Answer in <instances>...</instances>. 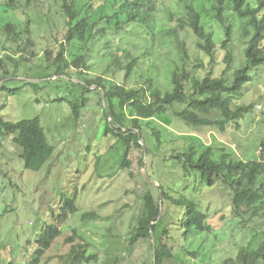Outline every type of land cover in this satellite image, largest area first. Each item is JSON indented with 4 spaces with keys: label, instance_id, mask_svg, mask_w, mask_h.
<instances>
[{
    "label": "rangeland",
    "instance_id": "obj_1",
    "mask_svg": "<svg viewBox=\"0 0 264 264\" xmlns=\"http://www.w3.org/2000/svg\"><path fill=\"white\" fill-rule=\"evenodd\" d=\"M190 3L208 8L205 0H156L157 25H167L171 15V23L176 25L183 8ZM57 11L50 8L48 0H32L28 10L30 16L38 13L42 17L40 23L33 22L30 26L33 29L32 50L24 48L25 39L17 43L12 37L8 40L0 31V59L7 56L17 64L4 62L0 67V83L12 79L0 92V117L10 123L39 119L48 143L55 150L50 160L33 172L26 170L19 159L20 150L12 143L13 136L3 140L0 148V168L3 172L0 177V264L27 262L37 247L38 235L47 226L58 223L63 214L62 208L69 199L75 200L77 212L69 215L65 223L59 224L63 235L47 253L46 264H60V257L70 248L67 240L74 232L77 237H74L73 244L87 245L88 253L96 256L97 260L92 264H151V240L140 241L133 248L128 246V238L142 211V197L147 190L143 180L158 185L160 177L163 184L178 189L183 183V173L179 166L163 165L150 158L143 157L141 163L143 155L136 148L128 153L129 167L122 169L125 150L112 136H105L102 96L96 86L90 89V93L84 94L88 104L81 111L79 120L73 119L67 102L83 94L76 86L80 83L78 70L73 68L68 71L69 78L55 77L54 67L40 69L51 65L61 43L67 46L63 19L59 18V14L55 15ZM18 16L22 20L20 13ZM226 16L232 26L229 49L235 50L234 64L225 75L228 79L233 69L242 65L243 46H240L244 40L243 22L236 20L231 13ZM203 22L206 32L213 34L216 43L214 63L211 64L210 58L196 49V39L191 33L186 36L181 33L180 38L186 42L188 53L185 69L199 78L209 73L220 77L226 69L223 63L226 51L221 48L223 29L206 15ZM142 38L107 36L109 46L117 56L121 51H133L135 47L139 50L135 56L146 54L140 60V69L130 79L125 80L124 74L120 73L111 80L131 88L152 77L163 92L171 90V70L182 64L177 50L167 42H159L158 37L153 49L147 51ZM100 44L103 45V42ZM100 59L95 55L90 58L89 69H85L88 78L107 77L105 71L110 59ZM5 70L10 73L7 78L2 77ZM250 76L252 80L243 90L244 96L233 99L237 105L252 106V111L244 115L237 128L230 126L225 132L194 129L179 122L169 112L165 118L155 121L167 142L161 155L168 158L173 149L181 150L187 146H195L199 150L212 147L224 149L233 158L246 163L261 162L264 67L250 71ZM24 80L36 81L38 86H24ZM13 90H17L18 94L11 95ZM58 99L67 102L59 103ZM173 110H179V107ZM199 197L203 210L209 216L212 233H193L183 247L179 242L170 243L176 249L175 258L166 264H225L235 260L239 249L249 245L252 232L261 235L264 230V216L235 218L231 192L223 190L222 186L203 190ZM90 213H95L96 219H82Z\"/></svg>",
    "mask_w": 264,
    "mask_h": 264
},
{
    "label": "trees",
    "instance_id": "obj_2",
    "mask_svg": "<svg viewBox=\"0 0 264 264\" xmlns=\"http://www.w3.org/2000/svg\"><path fill=\"white\" fill-rule=\"evenodd\" d=\"M48 1L50 8L58 10L55 15L59 14V18L63 19L64 41L67 46L61 43L60 51L51 65L40 69L50 70L54 67L55 77L69 78L68 71L73 68L78 70L77 79L80 83L76 86L83 92L73 101H56H66L73 119L78 121L81 111L88 104L84 94L90 93V89L96 86L101 96L102 91L104 92L106 102V110L101 105L106 123L105 136H112L125 150L121 168L125 170L129 167L128 153L136 148L142 152L141 163L143 157L150 158L163 165L179 166L183 173V183L178 189L163 184L160 177L158 185L143 180L147 190L142 197V211L128 238L129 248H133L140 241L151 240L152 233L155 252L151 244V264H166L175 258L176 249L170 243L179 242L180 247H183L193 233L211 234L209 216L203 210L199 195L203 190L216 186H222L223 190L231 192V204L236 219L244 216L249 219L262 218L264 139L260 142L261 162L246 163L233 158L224 149L204 147L199 150L195 146L173 149L172 155L166 158L161 155V151L167 142L155 121L172 112L179 122L194 129L225 132L227 127H238V122L244 115L252 111V106L237 105L233 99L244 96L243 90L252 80L250 71L264 67V0H205L207 9L200 8V4L196 3L186 4L176 25L171 23L172 15L167 25H157L156 0ZM31 3L32 0H0V31L8 40L12 37L17 43L25 39L24 48L27 51L34 47L31 41L33 29L30 26L33 22L38 24L42 21L38 13L30 16L28 10ZM19 13L22 20L19 19ZM228 13L243 22L241 29L244 43L240 46H243L242 65L234 68L227 79L226 72H229L235 60V50L229 49L232 26L228 24ZM204 15L212 18L223 29L224 40L221 48L226 51L223 60L226 69L220 77L209 73L199 78L185 69L188 53L186 42L180 38L181 33L185 36L191 33L196 39V49L210 58L211 64L214 63L216 43L213 34L206 32ZM108 35L143 37L142 44L147 51L153 49L158 37L162 44L167 42L173 46L182 64L181 67L174 66L171 70L172 89L163 92L152 77L145 78L142 85L131 88L114 83L111 78L117 74L123 73L125 80L136 74L141 66L140 60L146 54L135 56L139 51L135 47L133 51L125 49L117 56L109 46L106 39ZM93 55L100 56L101 61L109 57L106 78L90 79L86 76L85 69H89V60ZM10 61L13 60L7 56L1 58L0 67L4 62ZM8 76V71L2 72V77ZM9 81L12 79L1 86L0 92ZM36 84L23 81L24 86L37 87ZM17 94V90L11 91V95ZM176 106L179 110H173ZM8 136H13L12 143L20 150L19 159L28 171L40 170L54 154L55 150L48 143L37 118L10 123L0 117V148ZM2 174L0 168V177ZM146 175L148 176L147 172ZM62 212L57 224L47 226L38 235L37 247L27 262L11 261L8 264H46L47 253L63 235L59 224L65 223L69 215L77 212L75 200H67ZM96 217L95 213H90L85 214L82 219ZM73 234L67 240L70 248L60 257V264L95 263L97 258L88 253L87 245L73 244L74 237H77L75 232ZM251 235L252 241L249 245L239 249L236 259L225 264H264V230L261 235L255 232Z\"/></svg>",
    "mask_w": 264,
    "mask_h": 264
},
{
    "label": "water",
    "instance_id": "obj_3",
    "mask_svg": "<svg viewBox=\"0 0 264 264\" xmlns=\"http://www.w3.org/2000/svg\"><path fill=\"white\" fill-rule=\"evenodd\" d=\"M6 81H8V80H5V81L1 82L0 85L4 84ZM24 81L30 82V83H38V82L33 81V80H24ZM102 106L106 110V102H105V97H104V92L103 91H102ZM142 145H143V148L145 149L144 143H142ZM151 237H152L151 242H152L153 252H155V240H154V237H153L152 233H151Z\"/></svg>",
    "mask_w": 264,
    "mask_h": 264
}]
</instances>
